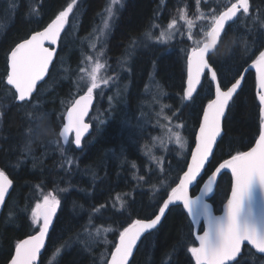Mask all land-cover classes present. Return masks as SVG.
I'll return each mask as SVG.
<instances>
[{"label": "trees", "instance_id": "obj_1", "mask_svg": "<svg viewBox=\"0 0 264 264\" xmlns=\"http://www.w3.org/2000/svg\"><path fill=\"white\" fill-rule=\"evenodd\" d=\"M227 1L235 2L201 0V10L207 13L213 7L223 10ZM106 2L77 0L69 14L70 23L60 40L55 62L39 86V108L25 109L17 107L4 82L7 56L17 43L43 29L71 0H13L14 8L10 7V0H0V170L12 181V190L0 217V264L10 261L17 242L38 231L31 226V208L40 200L41 192L49 191L57 195L60 205L39 264H102V255L111 251L123 227L134 219L152 217V213L158 211L157 203L161 204L162 199L159 192L154 196L151 185H157L160 191L169 184L174 187L173 181L178 182L181 169L186 168L185 159L190 155L188 149L194 145L203 107L213 98V87L209 91L210 80L203 78L200 94L194 102H185L188 106L183 108L182 115L177 113L179 119L175 120L185 125L182 131L187 151L178 157L172 149L166 155L163 177L143 154L147 131L139 129L143 124L137 117L142 118L147 109L154 106L156 110L159 104L171 105V109L166 108L170 114L180 107L182 85L186 80V52L182 49L190 48L193 43L185 36L176 35L169 44L158 45L146 40L145 33L152 29L153 23L165 25L173 16L178 19V7L188 6L189 16H194L196 0H123L109 31L105 54L111 63L121 58L129 59V85L122 98L124 106L114 110V116L101 129L92 125V132L84 139L81 150L73 145L64 147L73 156V162L71 165L63 162L61 144L56 143L62 115L77 96L76 74L86 51V37L100 22ZM250 5V17L241 16L243 23H230L210 55V62L218 69L222 83L234 82V77L239 78L238 71L242 73L251 63L245 43L249 47L254 42L264 43V28L261 27L264 0H250ZM32 6H36L41 15H30ZM194 36L197 40L201 38L196 28ZM134 39L136 46L131 45ZM147 87L153 88L149 92L154 99L147 95ZM255 90V74L248 72L227 108L223 138L216 145L209 170H214L230 155L248 150L258 138L259 102ZM137 129L139 133H135ZM137 176H145L148 182L138 181ZM161 179L166 183L160 184ZM37 185H40L39 190ZM61 188L67 190L60 192ZM230 188L231 178L224 173L211 199L216 213L221 210ZM118 194L126 201L120 210L115 203ZM100 205H104L100 209L102 216L94 211ZM26 206L27 211L24 210ZM97 226H110L113 231L99 237L90 236ZM105 238L112 243L105 244ZM61 245L65 246L54 256ZM189 246H197L193 227L182 207L174 206L158 230L143 237L130 264H194L187 251ZM248 249L245 246L238 258L241 264H264V256L252 250L249 253Z\"/></svg>", "mask_w": 264, "mask_h": 264}, {"label": "snow or ice", "instance_id": "obj_2", "mask_svg": "<svg viewBox=\"0 0 264 264\" xmlns=\"http://www.w3.org/2000/svg\"><path fill=\"white\" fill-rule=\"evenodd\" d=\"M123 0H109L105 8L106 16L103 19V28L100 29L101 35L110 27V21L116 15L119 7L122 6ZM206 2V0H205ZM77 0H71L67 7L55 15L53 19L39 31H34L23 42L17 43L10 50L7 56V75L5 78L6 85L10 86L8 91L17 107L28 109L39 108L40 82L45 81L49 74V66L53 64V58L56 54L58 41L62 39L61 33L65 32L66 25L70 23L69 14L72 13L73 7ZM10 7H15L13 0H10ZM250 0H235L230 6L217 11L216 8H210L206 14L201 10V0H196V14L189 16L188 6L178 7V19L173 16L168 22L166 28L162 24L153 23L152 28H161L159 35L149 30L145 33V39L152 40L155 37V43H168L174 39L177 34L183 36L184 29L181 28L180 22L186 26L187 39L193 42V46L188 49H182L186 52V80L182 85L181 105L172 111L171 115L165 113V109H171V105H162L157 116L166 121V124L157 123L163 131L160 136L152 138L153 147L157 144L165 151H172L168 147L174 143L180 149H185L186 141L184 140L179 129L185 127L183 122L173 124V117L179 119L177 113L182 115L183 108L187 107L185 102H194L195 97L203 89V80L210 79L209 91L214 86V98H209L206 106L203 107L202 117L199 120L198 131L195 133V145L190 147V160L185 159L186 170L181 169L182 175L178 176V183L175 186L168 185L164 191H160L155 184L151 185L154 196L160 193L162 204L157 203L158 212L154 211L152 217L143 219H134L119 231L118 240L110 252L102 255V264H130L129 258L133 256V250L137 247V242L145 233L151 234L153 230H158L162 224V218L165 217L166 210L171 205H182L183 209L191 217V225L200 223L203 218V234H195V241L198 246H189L188 253L191 254L194 264H241L238 257L242 253V245H250L255 253L264 255V43H253L249 47L245 43V52L251 59L249 68L244 69V73L250 69L256 72L257 98L259 101V136L255 146L248 151L237 152L230 155V158L220 162L214 170H209L211 158L214 157V148L218 144V138L222 139V118L225 116V110L229 107V102L237 94L238 89L242 86L244 73L238 71L239 78H233L234 82L228 81L222 83L218 76V69L210 62L209 55L217 47L222 36L226 34V26L231 23L244 21L242 17H250ZM239 14V15H238ZM30 15H41L36 6H32ZM206 21V25L199 24L202 39H195L193 29L198 27L197 22ZM264 28V23H261ZM137 41L131 42L136 46ZM95 48V45H92ZM255 48L258 51L252 49ZM101 51L97 58L89 55L85 57L88 62L87 67L79 69L81 75L77 83V91L86 88V91L78 98L72 99L69 106L66 107L62 115L59 129V140L56 143L61 144V155L64 163L69 165L73 162V156L63 146L71 148L74 144L75 149H80L82 139L85 133L89 132L90 125L85 122V117L93 104L94 94L97 90L103 91V87H109L110 82H114L118 77L102 75V70L107 67L106 61L101 62ZM255 57L252 59V57ZM246 63V61H245ZM240 67H243L241 65ZM14 90V92H12ZM155 98V97H154ZM113 98L109 97L111 101ZM31 115V113H28ZM2 115V114H0ZM100 123H104L100 120ZM74 134V138L73 137ZM145 155H149L153 163L157 165L161 176L166 175L164 166L165 157H156L151 155L152 148L147 147ZM135 168L136 164L133 163ZM151 171V169H149ZM230 171L231 189L230 194L226 196V203L223 204V215H213L211 206L205 203V197L214 192V186L218 184V177L222 173ZM210 173V174H209ZM207 176L205 180L204 177ZM138 181L148 182L145 176L135 177ZM201 181L203 187L200 188V194L194 199L189 195L190 186H198ZM166 180L161 179L160 184H165ZM12 181L0 170V206L5 204V197L9 194ZM40 189V185L36 186ZM170 189V190H168ZM67 189L61 188L60 192ZM257 194H259V206L257 208ZM41 199L31 208L30 220L33 229H38L35 234L28 236L27 239L20 240L15 244V253L11 255L9 264H36L41 249L45 247V238L49 235V230L53 227V217L60 205V199L52 191L44 194L40 193ZM166 195V198H163ZM116 204H119L117 210L125 207L124 201L118 194ZM115 207V204H114ZM94 211L103 215L100 209ZM27 211V206L24 209ZM11 216L12 213L10 212ZM92 216L89 217V223L92 222ZM87 231V228L85 229ZM113 229L109 227H95L89 235L99 237ZM105 244L112 243L106 238ZM67 242H65V245ZM65 245L56 249V254ZM175 250V249H174ZM110 256V258H107ZM51 264V262H50Z\"/></svg>", "mask_w": 264, "mask_h": 264}, {"label": "rangeland", "instance_id": "obj_3", "mask_svg": "<svg viewBox=\"0 0 264 264\" xmlns=\"http://www.w3.org/2000/svg\"><path fill=\"white\" fill-rule=\"evenodd\" d=\"M229 1L225 2V5L228 7L230 5L227 4H231L228 3ZM109 3V0H107L106 5L102 11V14L100 16V22L94 27L92 33L86 37V42H85V46H86V51L82 54V58L80 61V66L78 68V72L76 74V85L77 83H82L81 81H79V77L81 75L79 69L82 67H87L88 66V62L85 59V57L91 55L94 60L95 58H97L98 53H100L101 51L103 52V55L100 56V60L101 62H105L107 64V67L105 70H102V75L105 76H112V77H118L117 79L114 80V82H110V86L109 87H103V91L101 92L100 90H97V93L94 94L95 98H96V102L95 105L93 107L92 113L89 117V121L97 130L101 129L103 127V125L107 122L108 119H110L112 116H114V110L118 111V107L120 106H124L123 103V96L124 93L126 92V90L128 89V85L129 82L127 80V77L129 76V67H128V61L129 59L127 58H121V59H117L114 63H111L108 61L107 56L105 54V49H106V40L108 38L109 35V31L111 29L114 17L112 18V20L110 21V27L108 29H106L103 33V35H101L100 33V29L103 28V19L106 16V12H105V8L107 6V4ZM207 14V12H205ZM171 19H169L167 21V23L165 25H163L164 28H166L168 22ZM205 24L206 25V21L204 22H198V27L196 29L199 30V34L201 35V38H199L198 40L202 39V34L200 33V28H199V24ZM181 24V28L184 29V35L187 38V31H186V26L183 25V22H180ZM162 29L161 28H152L151 31L155 33V35H159L160 31ZM193 29V33H194ZM179 35V34H177ZM175 39V38H174ZM174 39L170 40L169 42L173 41ZM147 40V39H146ZM152 41L155 42V37H153ZM190 41V40H189ZM168 43H157L158 45H167ZM191 43H193L191 41ZM95 45V48L92 47V45ZM151 80V78H150ZM153 88H148L147 87V95H151L150 94V90H152ZM80 91L84 92L86 91V88H82ZM76 95L79 94V91H77V86H76V91H75ZM109 97H112L113 99L110 101ZM155 97V96H154ZM153 95H151V99H154ZM154 105V104H151ZM162 104H159V107L155 110V106L153 108H149L147 109L146 114H144L142 116V118L140 116H138V119H141V123L143 124L142 126H140L139 129H145L146 132V138L144 139V146L147 145V147L152 148V153L151 155H155L156 157H166V155L169 153H165V151L157 144V146L153 147V141L152 138L154 136H160L163 134L162 129L160 128L159 124L157 123V121L159 120L160 124H166L167 122L164 120H161L158 116L157 113L160 111ZM165 113L167 115H171L167 109L164 110ZM149 117L151 119H149ZM100 120H103L104 123H100ZM173 124L175 123H179L178 120H175V117H173ZM183 129V128H182ZM182 129H179V131L181 132L184 140L185 136L183 134ZM135 133H139V130L137 129L135 131ZM139 136V135H138ZM131 141V140H129ZM168 147L170 149H173L174 151L176 150V154L179 156H181L183 153H185L187 151V143H186V147L185 149H180L179 147H177L174 143H170L168 145ZM67 148V147H66ZM147 151V148H145V152ZM145 152H143V154L145 155ZM148 159L149 162L153 165V167H155L156 170L160 171L159 168L157 167V165L155 163L152 162V160L150 159L149 155H145ZM165 161V159H164ZM56 195V194H55ZM42 198V197H41ZM40 198V199H41Z\"/></svg>", "mask_w": 264, "mask_h": 264}, {"label": "water", "instance_id": "obj_4", "mask_svg": "<svg viewBox=\"0 0 264 264\" xmlns=\"http://www.w3.org/2000/svg\"><path fill=\"white\" fill-rule=\"evenodd\" d=\"M239 15V14H238ZM231 23V22H230ZM67 26V25H66ZM227 27V26H226ZM66 29V28H65ZM42 30V29H41ZM63 33L64 32H62L61 33V37H62V35H63ZM30 36V35H29ZM28 36V37H29ZM21 42H23V40L21 41ZM20 43V42H19ZM59 43H60V41H58V43H57V45H55V46H53V47H55L56 48V54L54 55V58H53V63L55 62V59H56V56H57V54H58V50H59ZM218 46V45H217ZM15 47V46H14ZM13 47V48H14ZM217 48V47H216ZM215 48V49H216ZM215 49H214V51H215ZM213 51V52H214ZM213 52H211L209 55H211ZM250 64L251 63H249L244 69H246V68H249V66H250ZM53 65V64H52ZM52 65H50L49 66V72H50V70H51V68H52ZM244 69H243V71H242V73H244ZM248 72H253L254 74H255V79H256V72H255V69H250L249 71H247L246 73H244V76H246V74L248 73ZM48 77V75L45 77V80H46V78ZM203 79V78H202ZM210 80V79H209ZM244 81V80H243ZM243 81H242V83H243ZM44 81H42V82H40V85L43 83ZM39 85V86H40ZM8 86V85H7ZM10 87V86H9ZM239 90V89H238ZM14 91V90H13ZM238 92V91H237ZM255 92H256V97H257V87H256V90H255ZM83 94V93H82ZM82 94H79V95H82ZM79 95H77L75 98H78L79 97ZM236 95V94H235ZM234 95V96H235ZM214 96H215V93H214V86H213V98H214ZM234 98V97H233ZM257 100H258V98H257ZM95 102H96V99H95V96H94V100H93V104H92V106L90 107V109H89V113H88V115L85 117V122H87V123H89V125H90V128H89V132L88 133H85V136H84V138L82 139V144H83V141H84V139H86L90 134H91V132H92V125H91V123L90 122H88V119H89V117H90V114L92 113V110H93V107H94V105H95ZM259 102V101H258ZM18 103V102H17ZM230 103V102H229ZM226 111H227V109L225 110V115H226ZM202 117V116H201ZM225 117V116H224ZM224 117L222 118V135H223V120H224ZM199 127V126H198ZM198 131V128H197V130H196V132ZM58 137H59V135H58ZM72 138H74V134H73V137ZM258 139V138H257ZM256 139V140H257ZM220 140V138H218V141ZM256 142V141H255ZM194 145H195V140H194ZM194 145H193V147H194ZM64 146H66V145H64ZM73 146H74V144H73ZM253 146H255V143L253 144ZM252 146V147H253ZM74 148H75V146H74ZM81 148H82V146H81ZM81 148L80 149H76V150H81ZM215 148H216V146H215ZM215 148H214V151H215ZM251 148V147H250ZM250 148L248 149V150H250ZM248 150H246V151H248ZM189 160H190V155H189V158H188ZM212 159V158H211ZM218 166V165H217ZM185 170H186V168H185ZM224 173H226V174H228L229 176H230V178H231V173H230V171H226V172H224ZM224 173H222V174H224ZM221 174V175H222ZM221 175H219V177H218V180H219V178H220V176ZM207 179V178H206ZM205 179V180H206ZM204 182V181H203ZM178 183V182H177ZM196 187V185H193V186H190V189H189V195H190V197L191 198H195L197 195H199L200 194V188H202L203 187V183L200 185V187H199V189L197 190V192L195 193V194H192V190H194V188ZM215 189H216V186H214V192L213 193H211V194H209V196H207V197H205V203H208L210 206H211V209H212V214L213 215H223V204L224 203H226V201L222 204V206H221V210H220V212L219 213H215V210H214V207H213V205H212V203H211V199H212V197H213V195H214V193H215ZM231 189V188H230ZM11 190H12V186H11V188L9 189V194H7L6 195V197H5V201H7V199H8V197H9V195H10V193H11ZM230 194V193H229ZM166 198V197H165ZM6 203V202H5ZM162 204V203H161ZM4 206H5V204L3 205V206H0V217H1V214H2V212H3V209H4ZM174 206H181L182 207V209H183V206L182 205H171L170 206V208L171 207H174ZM258 206H259V194H257V208H258ZM169 208V209H170ZM169 209L168 210H166V214L168 213V211H169ZM183 211H184V213L186 214V216L188 217V219H189V221H190V223H191V217H189L188 216V214H187V212L183 209ZM158 212V211H157ZM166 214H165V216H166ZM154 218V217H153ZM163 219L164 218H162V221H163ZM54 220H55V216L53 217V224H54ZM160 226V225H159ZM158 226V227H159ZM202 226V231L200 232V227ZM192 227H193V237H194V240H195V234H200V235H202L203 234V229H204V223H203V218L201 217L200 218V223L199 224H197V225H192ZM51 229H52V227L50 228V230H49V233H50V231H51ZM154 231V230H153ZM195 233V234H194ZM147 234H149V233H145L142 237H141V239L137 242V247L133 250V256H134V254H135V252H136V250H137V248H138V246H139V244H140V242H141V240L143 239V237L145 236V235H147ZM49 236V235H48ZM48 236L45 238V246H46V243H47V239H48ZM28 237H26V238H24V239H27ZM23 240V239H22ZM196 242V241H195ZM197 243V246H198V242H196ZM245 246H247L248 248H251V246L250 245H246V242H245V244L244 245H242L241 247H242V251H243V248L245 247ZM45 248V247H44ZM44 248H42L41 249V253L38 255V257H37V260H36V264H39V261H40V257H41V255H42V253H43V250H44ZM254 253H255V250L254 249H251ZM14 253H15V248H14V252H13V255H14ZM255 254H257V255H259V256H264V255H261V254H258V253H255ZM241 255H242V253H241ZM240 255V256H241ZM133 256L132 257H130L129 258V260H130V262H131V260H132V258H133ZM239 256V257H240ZM238 257V258H239ZM110 258V257H109ZM7 264H9V262L7 263Z\"/></svg>", "mask_w": 264, "mask_h": 264}, {"label": "flooded vegetation", "instance_id": "obj_5", "mask_svg": "<svg viewBox=\"0 0 264 264\" xmlns=\"http://www.w3.org/2000/svg\"><path fill=\"white\" fill-rule=\"evenodd\" d=\"M220 212V211H219ZM219 212H217V213H219ZM216 213V212H215ZM244 249V248H243Z\"/></svg>", "mask_w": 264, "mask_h": 264}]
</instances>
